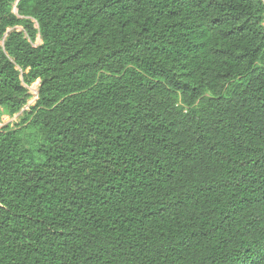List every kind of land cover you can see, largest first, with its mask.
I'll return each instance as SVG.
<instances>
[{
    "label": "trees",
    "instance_id": "obj_1",
    "mask_svg": "<svg viewBox=\"0 0 264 264\" xmlns=\"http://www.w3.org/2000/svg\"><path fill=\"white\" fill-rule=\"evenodd\" d=\"M17 115L0 264H264V0H0Z\"/></svg>",
    "mask_w": 264,
    "mask_h": 264
},
{
    "label": "rangeland",
    "instance_id": "obj_2",
    "mask_svg": "<svg viewBox=\"0 0 264 264\" xmlns=\"http://www.w3.org/2000/svg\"><path fill=\"white\" fill-rule=\"evenodd\" d=\"M37 86H38V83H36L33 87H32V92L33 94L35 95V97L31 100V104H35V101H36V89H37ZM35 92V93H34ZM19 115L15 116L14 118H10V117H7V116H4L2 118V120L0 121V129L2 127H4L5 125L7 124H10V125H15L16 123L19 122Z\"/></svg>",
    "mask_w": 264,
    "mask_h": 264
},
{
    "label": "built area",
    "instance_id": "obj_3",
    "mask_svg": "<svg viewBox=\"0 0 264 264\" xmlns=\"http://www.w3.org/2000/svg\"><path fill=\"white\" fill-rule=\"evenodd\" d=\"M32 93H33V92H32ZM34 93H35V92H34ZM36 94H37V95H36V98H37V96H38V92H37V89H36ZM34 96H35V95H34ZM36 100H37V99H36Z\"/></svg>",
    "mask_w": 264,
    "mask_h": 264
}]
</instances>
